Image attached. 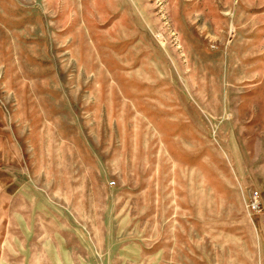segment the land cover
Returning <instances> with one entry per match:
<instances>
[{"label":"rangeland","instance_id":"1","mask_svg":"<svg viewBox=\"0 0 264 264\" xmlns=\"http://www.w3.org/2000/svg\"><path fill=\"white\" fill-rule=\"evenodd\" d=\"M0 264H264V0H0Z\"/></svg>","mask_w":264,"mask_h":264}]
</instances>
